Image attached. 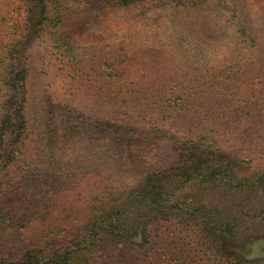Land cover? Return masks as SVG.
<instances>
[{"label":"trees","instance_id":"1","mask_svg":"<svg viewBox=\"0 0 264 264\" xmlns=\"http://www.w3.org/2000/svg\"><path fill=\"white\" fill-rule=\"evenodd\" d=\"M99 1L0 0V264H118L130 242L140 264H264V21L242 0H118L171 15L75 43L62 24ZM35 61L67 91H33Z\"/></svg>","mask_w":264,"mask_h":264},{"label":"rangeland","instance_id":"2","mask_svg":"<svg viewBox=\"0 0 264 264\" xmlns=\"http://www.w3.org/2000/svg\"><path fill=\"white\" fill-rule=\"evenodd\" d=\"M117 1L100 0L98 2L99 4H80L83 10V16L63 23L62 29L69 33L75 43L97 47L104 43H116L124 40L126 37H138L141 40H148L156 33L162 32V30L157 29L158 23L161 22L160 25H163L161 20H168L171 15L169 10L155 8L148 13V17L137 19L126 15L118 8ZM242 1L244 3L243 7L254 16L255 21H264V3L262 1ZM213 12L212 14V9L209 8L200 12L198 16L199 21L203 16L208 15L216 21L225 18V15L223 16L220 12ZM177 19L181 21V24L191 21V18L186 13H180ZM91 21L94 27H91L92 25L90 26ZM142 60L143 58L141 56L136 55L133 57V67L129 77V82H132L131 88H133V91H148L144 82L145 79L142 77ZM65 83L67 84V80L60 74L53 73L45 77L41 72L40 63H37V61L34 62V71L31 80L33 91H67V85ZM47 87H49V90H47ZM254 87L257 89L261 88L260 84H249L246 91L249 88L252 90ZM160 153L166 154L169 152L167 149H160ZM180 243L182 249L187 253L188 245H185L184 241ZM251 250L255 252V247ZM146 252L145 249H142L135 242H130L113 249L111 253H117L120 256V258H117V261H119L118 264H140L143 253Z\"/></svg>","mask_w":264,"mask_h":264}]
</instances>
